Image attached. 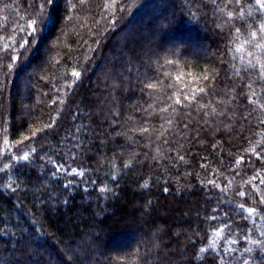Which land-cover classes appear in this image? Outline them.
<instances>
[{"label": "trees", "instance_id": "trees-1", "mask_svg": "<svg viewBox=\"0 0 264 264\" xmlns=\"http://www.w3.org/2000/svg\"><path fill=\"white\" fill-rule=\"evenodd\" d=\"M261 25L255 0H0V264H264Z\"/></svg>", "mask_w": 264, "mask_h": 264}, {"label": "snow or ice", "instance_id": "snow-or-ice-1", "mask_svg": "<svg viewBox=\"0 0 264 264\" xmlns=\"http://www.w3.org/2000/svg\"><path fill=\"white\" fill-rule=\"evenodd\" d=\"M53 2H54V0H45V3H48V4H51V3H53ZM213 2L215 3L216 0H213ZM228 2L231 3L232 0H228ZM235 3L239 4V3H240V0H235ZM255 4L258 6V11L264 12V0H255ZM228 16H229V18H231V17H232V13L229 12V13H228ZM36 23H37V22L34 20V21H32V22L28 25V27H30V28L34 27V25H35ZM44 23H45V25H46L47 21L45 20ZM236 31L239 32V31H240L239 28H237ZM260 31H261V32H264V25H261V29H260ZM250 35H251V37H252V41H254V40L256 39L257 33H256L255 31H253V32H251ZM252 41H248V43H251ZM21 47H23V45H21ZM256 47H257V48H261V47H264V45L257 44ZM241 50H242V49H240V48H237V49H236V51H241ZM73 75L78 77V76H79V73H73ZM261 76L264 77V72H261ZM204 79H208V77L205 76ZM149 87H152V85H149ZM200 91H204V89H200ZM176 102H177V103H180L179 100H177ZM249 102L252 103L253 101H251V99H250ZM262 122H264V121H262ZM23 158H24V159H27L26 156L23 157ZM242 162H243V161H242V158H241L240 160H237V161H236V164L239 165V164H241ZM72 172L75 173L76 170L73 169ZM262 182H264V181H262ZM239 195H240L241 197H243V196L245 195V193H244V192H240ZM261 202H264V201H261ZM238 207L241 209V211L247 213V216L245 217L246 219L252 217L253 214H254L255 211H256L254 208H251V207H249V208H245L243 204L239 205ZM214 211H215V210H214ZM212 218L214 219L215 217H212ZM220 231H222V229H221ZM220 231H217L215 234H216V235H220ZM232 243H235V241H232ZM200 251H205V249L202 248V249H200ZM249 251H250V249H249ZM245 264H247V262H245Z\"/></svg>", "mask_w": 264, "mask_h": 264}]
</instances>
